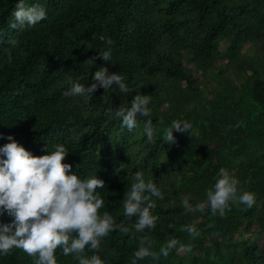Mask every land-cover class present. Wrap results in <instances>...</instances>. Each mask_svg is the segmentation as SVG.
<instances>
[{"label":"trees","instance_id":"obj_1","mask_svg":"<svg viewBox=\"0 0 264 264\" xmlns=\"http://www.w3.org/2000/svg\"><path fill=\"white\" fill-rule=\"evenodd\" d=\"M28 3L45 7L47 18L13 28L16 0H0V145L9 134L34 155L64 144L70 171L105 181L97 189L104 199L101 214L108 211L130 229L109 233L95 250L106 264H131L145 236L157 252L170 238L191 251L172 250L137 264H264V0ZM245 45L250 48L243 52ZM109 47L112 60L105 61L99 49ZM102 66L119 71L134 90L100 87L88 97L65 95L73 82L91 83ZM137 92L151 97V141L144 132L148 117L128 130L106 112L130 107ZM173 120L190 121L192 136L174 132V143L163 141ZM221 167L241 190L256 194L255 205L232 203L224 216H213L207 206L203 213L186 211L185 197L193 205L206 203ZM137 170L163 193V199L153 197L156 226L144 232L133 227L135 217L123 216ZM11 219L6 212L0 216L5 223ZM194 220L198 237L183 230ZM56 255L57 264H77L60 249ZM0 264L34 259L14 248L0 256Z\"/></svg>","mask_w":264,"mask_h":264},{"label":"clouds","instance_id":"obj_2","mask_svg":"<svg viewBox=\"0 0 264 264\" xmlns=\"http://www.w3.org/2000/svg\"><path fill=\"white\" fill-rule=\"evenodd\" d=\"M12 15L15 20L11 26L22 28L35 26L46 19L48 13L39 3L16 0ZM106 43L110 46L113 41L107 38ZM98 55L105 61H111V47L99 49ZM8 59L11 60L10 54ZM114 86L123 94L134 90L119 71L110 72L107 66H102L94 72L91 83L73 82L65 95L88 97L100 87L107 91ZM150 103L148 94L137 92L130 107L108 108L106 112L120 120L128 130L137 126L139 117H148L144 132L151 141L156 129L150 117ZM174 132H187L192 136L193 125L188 120H173L164 129L162 140L168 144L174 143ZM7 140V143L0 145V216L6 212L12 219L7 223L0 221V256L19 248L33 257L34 264H57L56 253L60 249L64 256L72 255L77 264H106L95 250L100 249L109 233H127L130 229L117 223L108 211L101 214L104 199L97 189H103L105 181L97 174L82 177L76 171H70L73 166L65 162L69 150L64 144H56L43 155H34L13 135L9 134ZM153 197L163 199L161 189L151 178L146 179L144 173L137 170L122 205L124 218L135 217L133 227L137 232L156 226L159 217L153 212L156 207ZM256 199L254 192L241 190L238 179L227 168L221 167L214 184L206 190V203L193 205L185 197L182 205L186 211L201 213L207 206L213 216H224L232 203L252 208ZM183 230L192 237L201 234L195 220L184 225ZM86 249L92 255H85ZM181 249L191 251V245L186 246L177 238H170L157 252L146 236L141 237L131 264H137L146 257H167L170 251L178 253Z\"/></svg>","mask_w":264,"mask_h":264},{"label":"rangeland","instance_id":"obj_3","mask_svg":"<svg viewBox=\"0 0 264 264\" xmlns=\"http://www.w3.org/2000/svg\"><path fill=\"white\" fill-rule=\"evenodd\" d=\"M221 48H222V50H225V48H226V42L225 41H223L222 43H221ZM250 47L248 46V45H245V47L243 48V52H246V50H248ZM251 50V49H250ZM218 65H222L223 66V62L222 61H219L218 63H217ZM190 65H193V64H190ZM199 78H201V76L199 75ZM209 84H211V83H207V85L206 86H209Z\"/></svg>","mask_w":264,"mask_h":264}]
</instances>
